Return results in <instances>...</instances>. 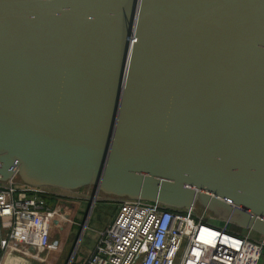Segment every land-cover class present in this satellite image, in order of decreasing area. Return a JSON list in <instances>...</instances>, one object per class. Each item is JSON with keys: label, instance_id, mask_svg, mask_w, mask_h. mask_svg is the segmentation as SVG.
Masks as SVG:
<instances>
[{"label": "water", "instance_id": "1", "mask_svg": "<svg viewBox=\"0 0 264 264\" xmlns=\"http://www.w3.org/2000/svg\"><path fill=\"white\" fill-rule=\"evenodd\" d=\"M15 170L264 235V0H0V178Z\"/></svg>", "mask_w": 264, "mask_h": 264}, {"label": "built area", "instance_id": "2", "mask_svg": "<svg viewBox=\"0 0 264 264\" xmlns=\"http://www.w3.org/2000/svg\"><path fill=\"white\" fill-rule=\"evenodd\" d=\"M51 188L21 182L16 170L0 178V264H23L14 255L41 259L58 249L53 229L69 216L65 195ZM115 199L114 215L84 264H259L264 235L252 228L207 220L195 204L179 208L141 197Z\"/></svg>", "mask_w": 264, "mask_h": 264}, {"label": "crops", "instance_id": "3", "mask_svg": "<svg viewBox=\"0 0 264 264\" xmlns=\"http://www.w3.org/2000/svg\"><path fill=\"white\" fill-rule=\"evenodd\" d=\"M59 190H61L60 192H62V194L65 195V207H64V212L69 216L67 220H63L61 221V223H63L62 225H60L59 227V231H60V245L57 249L58 252H60L63 249L64 244L66 243V240L68 238V235L71 233V231L74 232V235L78 237L80 230H82L83 227V232L85 231V229L87 227H89L91 221L94 219V215L96 216V219L101 221V223L99 224V226L93 227L91 226V228H93L96 233H97V238L96 241L98 239L99 236V232L111 221L115 209H116V197H112V196H108V198H103L100 202L98 203H92L91 204V195H92V187L88 186V187H83V188H78V189H63V188H58ZM87 190L88 195L82 194L81 197H76L77 192L80 190ZM106 203L108 205V208L111 209V215L109 217L103 218L101 219V216L98 215L96 212L99 211V207L103 204ZM83 232L81 234V236L83 235ZM55 233V232H54ZM81 236L79 239V242L81 240ZM95 241V243H96ZM94 243V245H95ZM93 245V247H94ZM93 247L91 248L90 252L84 257L82 264H84L87 256L91 253ZM56 251V250H55ZM53 252V251H52ZM58 252H56L58 254ZM46 253V252H45ZM50 253V252H49ZM18 260L23 261V264H35V261H39V260H35V259H23L20 255H14ZM51 256H55L54 254H50V256L48 257V259L43 260L42 262L40 261L41 264H46L47 262H49L48 264H50L52 261H49V258ZM51 259V258H50Z\"/></svg>", "mask_w": 264, "mask_h": 264}, {"label": "rangeland", "instance_id": "4", "mask_svg": "<svg viewBox=\"0 0 264 264\" xmlns=\"http://www.w3.org/2000/svg\"><path fill=\"white\" fill-rule=\"evenodd\" d=\"M88 187V186H83ZM81 187V188H83ZM54 191H57L58 193H60L61 190H59L58 188H55L52 186V188ZM88 195L87 190H80L77 192V195ZM103 198H108V195H105L104 193L99 192L98 194L94 195L91 201L92 203H98L100 202ZM57 201V199H55V202ZM196 209L199 213H202L203 210H205V217L207 220H211L214 222H220L222 220V217L218 216L217 214H215L213 211L210 210H206L202 207V205H200L198 202H196ZM98 215L101 216V219L109 217L111 215V209L108 208V205L106 203H103L100 207H99V211L96 212ZM101 223L100 219L97 220L96 216L94 215V219L91 221L89 227H87L85 229V231L83 232V227L82 230H80V233L77 236L74 235V232L71 231V233L68 235V238L66 240V243L63 246V249L59 251H53L50 253H42L41 254V259H35V260H39V261H35V264H41L40 261L42 262L45 259H48V257L50 256V254H54L55 256H51L49 258V261H52L50 264H82L84 257L90 252L91 248L93 247L96 238H97V233L96 231L91 228V226L96 227L99 226V224ZM63 223H59L58 225H62ZM58 225L56 224V228H54V235L60 240V231L58 228ZM83 232V235L81 236ZM81 236V240L79 242ZM58 252V254L56 253ZM49 262H47L46 264H48ZM259 264H264V250L262 253V256L260 258Z\"/></svg>", "mask_w": 264, "mask_h": 264}, {"label": "trees", "instance_id": "5", "mask_svg": "<svg viewBox=\"0 0 264 264\" xmlns=\"http://www.w3.org/2000/svg\"><path fill=\"white\" fill-rule=\"evenodd\" d=\"M18 177V176H17ZM18 179H19V177H18ZM20 180V179H19Z\"/></svg>", "mask_w": 264, "mask_h": 264}]
</instances>
